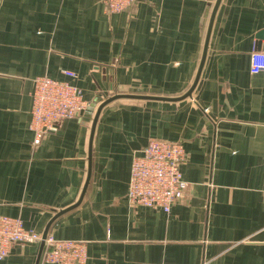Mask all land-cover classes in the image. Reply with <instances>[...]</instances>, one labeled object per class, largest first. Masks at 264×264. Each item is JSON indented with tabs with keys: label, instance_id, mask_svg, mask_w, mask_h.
Here are the masks:
<instances>
[{
	"label": "crops",
	"instance_id": "0c3cea01",
	"mask_svg": "<svg viewBox=\"0 0 264 264\" xmlns=\"http://www.w3.org/2000/svg\"><path fill=\"white\" fill-rule=\"evenodd\" d=\"M0 0V215L54 240L85 242L84 264H264V0ZM263 46V45H262ZM86 108L33 145L35 79L70 80ZM180 142L189 187L171 212L128 201L133 156ZM40 243L0 264H36ZM48 246L45 247V249ZM40 264L47 263L41 258Z\"/></svg>",
	"mask_w": 264,
	"mask_h": 264
},
{
	"label": "built area",
	"instance_id": "2783aa9c",
	"mask_svg": "<svg viewBox=\"0 0 264 264\" xmlns=\"http://www.w3.org/2000/svg\"><path fill=\"white\" fill-rule=\"evenodd\" d=\"M111 13L127 11L138 0H104ZM251 73L264 72V51L251 54ZM70 80L49 76L35 79L32 92L30 129L34 133L33 145H39L44 136L55 131L59 122L72 118L86 108L82 89L73 80L76 74L64 71ZM186 158L185 147L180 142L152 138L133 156L128 201L134 206H144L171 212L172 207L189 187L182 173ZM42 234L27 229L21 218L0 215V260L9 256L20 243H40ZM42 257L51 264H84L87 259L85 242L54 240L47 237Z\"/></svg>",
	"mask_w": 264,
	"mask_h": 264
},
{
	"label": "water",
	"instance_id": "95a60500",
	"mask_svg": "<svg viewBox=\"0 0 264 264\" xmlns=\"http://www.w3.org/2000/svg\"><path fill=\"white\" fill-rule=\"evenodd\" d=\"M222 0H217L216 2V5H215V8L212 12V16H211V20H210V24H209V29H208V34H207V38H206V42H205V47H204V53H203V57H202V60H201V64H200V67H199V70H198V73L196 75V78H195V81L192 85V87L188 90V92H186L184 94V96L180 97V98H157V97H152V96H146V95H136V94H116L114 96H111L109 98H107L104 102H102L100 104V106L98 107L96 113H95V116H94V120H93V124H92V130H91V138H90V153H89V160L91 162V155H92V141H93V137H94V133H95V128H96V124H97V121H98V118H99V115L102 111V109L108 105L109 103H111L112 101L116 100V99H120V98H134V99H164V100H168V101H179V100H182L184 98H187V97H191L192 96V93L200 79V76H201V72H202V68L204 66V63H205V59H206V53H207V48H208V44H209V38H210V33H211V29H212V25H213V21H214V18L216 16V11L218 9V6L219 4L221 3ZM258 38L262 39V41H264V30L260 31L257 35ZM263 45V46H262ZM259 49H263L264 50V43L263 44H259L258 46ZM90 177H91V170H89V173H88V178H87V181H86V184H85V187H84V190H83V194L80 198V200L74 204L72 207L66 209V210H62L60 211L54 218L51 222H49V224L47 225L45 231L43 232V235H42V240L40 242V247H39V254H38V258H37V261H36V264H40V261H41V258H42V254H43V251H44V248H45V244H46V239L48 237V231H49V227L50 225L52 224V222L55 220V218H57L58 216L68 212L69 210L77 207L83 200V197H84V194L86 193V190H87V187H88V184H89V181H90Z\"/></svg>",
	"mask_w": 264,
	"mask_h": 264
}]
</instances>
